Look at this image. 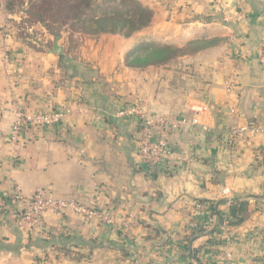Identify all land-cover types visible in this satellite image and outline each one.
Returning a JSON list of instances; mask_svg holds the SVG:
<instances>
[{
  "label": "crops",
  "instance_id": "0c3cea01",
  "mask_svg": "<svg viewBox=\"0 0 264 264\" xmlns=\"http://www.w3.org/2000/svg\"><path fill=\"white\" fill-rule=\"evenodd\" d=\"M151 6V26L134 40L103 37L116 41L113 57L71 56L65 47L63 55L53 54L42 39L22 36L30 29L0 40V195L10 196L17 186L82 205L95 200L118 222L111 227L72 211L46 214L55 234L42 235L0 213V264H200L189 248L218 264H264V132L229 135L231 108L239 126L264 128L258 61L264 0H172L160 11ZM163 42L182 53L144 68L123 57ZM138 103L153 116L198 120L155 131L154 139L175 156L152 172L138 158L139 119L122 115ZM17 110L66 116L29 133L13 157ZM204 202L218 204L228 224L214 235H193L197 205ZM232 203L244 215L233 227ZM208 238L224 242L221 254L202 251Z\"/></svg>",
  "mask_w": 264,
  "mask_h": 264
},
{
  "label": "built area",
  "instance_id": "2783aa9c",
  "mask_svg": "<svg viewBox=\"0 0 264 264\" xmlns=\"http://www.w3.org/2000/svg\"><path fill=\"white\" fill-rule=\"evenodd\" d=\"M1 28H3V22L1 23L0 21V30L3 33L7 32ZM3 36H8V33H4ZM258 61L264 69V43L259 47ZM122 115H129L139 119L141 129L138 138V158L141 164L151 172L159 170L168 159L175 156L167 143L154 139L155 131L167 127L176 130L188 126L189 123L193 125L198 124L197 119L191 122L186 119L176 121L162 116L150 115L141 103L127 108ZM230 115L233 118L232 127L229 130L230 137L236 138L243 135H258L264 132V128L259 125L247 124L239 126L238 115L233 108L230 109ZM65 116L66 114L61 111L49 114H37L17 110L16 118L12 124L9 142L13 157H17L25 147L29 133L43 127L55 126ZM219 208V205L214 207L210 204H198L196 211L199 213V219L194 223L193 229H202V233H208L213 229H220L227 225L228 222L225 220L222 224H219L217 215L212 213L214 209L218 211ZM68 211L87 218H94L98 223L107 226L114 227L118 225V222L110 214L97 208L95 200L89 205H82L75 200L56 199L48 190L39 189L32 193H25L21 187L17 186L10 196L0 195V213L12 216L19 227L29 231H35L42 235L55 234L54 229L44 219L46 214L58 217ZM225 219L227 220V216H225ZM225 255L226 257L231 256L229 252ZM200 261L203 264L212 262L211 259L207 260L205 257L203 259L200 258Z\"/></svg>",
  "mask_w": 264,
  "mask_h": 264
},
{
  "label": "rangeland",
  "instance_id": "374dc122",
  "mask_svg": "<svg viewBox=\"0 0 264 264\" xmlns=\"http://www.w3.org/2000/svg\"><path fill=\"white\" fill-rule=\"evenodd\" d=\"M117 1H121V3L125 5L123 8L124 10L126 9L125 11L130 10L135 12L136 9L140 10V8L148 9L150 11V20L147 26L134 32L132 35L130 33L128 35L102 33L96 31L98 29L94 26L95 24L93 22L87 23L86 26L83 24L84 22L74 24L75 21L72 22L67 19V16H63L68 13L67 8L70 7L64 0H0V21L1 23L3 22V28L1 29H4V31L6 30L7 32L4 33H8L10 36L12 35L11 37L14 39L19 38V33L22 34L24 30L28 31L30 29L29 32H27L28 34L25 32L22 34L27 41L39 43L42 39L41 43L46 44L48 48L52 49L54 43L57 41L60 46L66 48L67 54L71 56L85 57V55L97 54V56L101 57H113L115 56L114 54H117V49L115 48L117 43L115 40H109V38L104 39V36L119 35L134 40L139 32L145 29L147 30L151 26L154 11L151 8V3H153V7L158 11L164 10L166 7L172 5V0H143V3L141 2L142 0ZM9 3H13L12 7H9ZM96 7L98 8L96 9ZM113 7H115L113 5V0H98V2L91 7L92 10L89 12L86 10L85 14L88 20L94 21L95 19L93 16H95V14L105 15L108 12L115 13L116 11ZM132 8H134L135 11ZM56 9L62 12V18L58 21L51 18V16L55 14L54 11H56ZM84 11L83 9L82 12ZM4 33L0 30L1 41H3ZM39 37L41 38L39 39ZM175 47L172 48L165 43L155 46L149 43L139 48H133L131 52H127L123 57H126L129 64L133 66L152 61L166 62L167 59L182 53V50H178L177 46Z\"/></svg>",
  "mask_w": 264,
  "mask_h": 264
},
{
  "label": "trees",
  "instance_id": "16d2710c",
  "mask_svg": "<svg viewBox=\"0 0 264 264\" xmlns=\"http://www.w3.org/2000/svg\"><path fill=\"white\" fill-rule=\"evenodd\" d=\"M64 2H66V4H68V6L70 7L67 8L68 13H66L63 16H67V19L71 20L72 22L75 21L74 24H79V22H84L83 24L86 26L87 23L93 22L95 24L94 26H96V28L98 29L96 30L97 32L115 33V34H120V35H128L130 33L132 35L134 32L139 31L140 29L147 26L150 20L149 19L150 11L148 9L140 8V10L136 9L135 11V9L132 8L135 12H132L130 10L125 11L126 9L125 10L123 9L125 5L121 3V1H117V0H113V5L115 6L113 8H115L114 10L116 11L115 13L108 12L105 15L95 14V16H93V18L95 19L94 21L88 20L87 19L88 17L86 16L85 12L86 10L87 12L91 11L92 10L91 7L94 6V4L98 2V0H64ZM8 5L9 7H12L13 3H9ZM97 8L98 7H96V9ZM83 9L85 10L84 12H82ZM54 13L55 14H53L51 18L55 21L61 20L62 12L59 9H56ZM149 63H145V64L141 63L138 66H133L130 64V66L133 68H136V67L144 68ZM203 204H210L214 207L218 205L216 203H206V202H204ZM212 213L217 215L219 224H222L225 219L226 212L221 211V210L217 211L214 209ZM228 215H229L228 218L230 219L229 225L232 227L241 224L242 220H244V215L242 214V211L240 212V209L236 207L234 203L231 204ZM202 231H203L202 229H196L194 230L193 235L197 233H202ZM218 231L219 229H213L212 231H210L209 235L211 234L214 235ZM53 243L56 244V242H53ZM223 243L224 242L219 241L217 239V242L214 244L212 242V239L208 238L207 242L202 247L203 248L202 251H205V252L213 251L215 253L221 254L220 250L223 247ZM188 251L189 253L191 251L190 257L195 258L199 263L201 262L198 257L199 252H200L198 249L191 250L189 248ZM200 264H203V263H200ZM207 264H218V261L217 259H213L212 262L207 263Z\"/></svg>",
  "mask_w": 264,
  "mask_h": 264
},
{
  "label": "water",
  "instance_id": "95a60500",
  "mask_svg": "<svg viewBox=\"0 0 264 264\" xmlns=\"http://www.w3.org/2000/svg\"><path fill=\"white\" fill-rule=\"evenodd\" d=\"M51 53L53 54H58V55H63V48L58 44L56 41L53 45V49L51 50Z\"/></svg>",
  "mask_w": 264,
  "mask_h": 264
}]
</instances>
